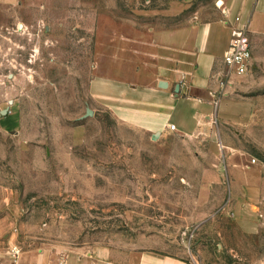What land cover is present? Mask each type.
<instances>
[{
    "label": "rangeland",
    "instance_id": "obj_1",
    "mask_svg": "<svg viewBox=\"0 0 264 264\" xmlns=\"http://www.w3.org/2000/svg\"><path fill=\"white\" fill-rule=\"evenodd\" d=\"M174 5L0 0V109L8 107L0 264H132L143 251L188 264H264V226L242 233L220 212L197 220L200 176L184 143L132 129L89 96L101 52L135 29L185 21L191 7ZM259 99L249 124L222 129L263 182L252 211L264 212V93Z\"/></svg>",
    "mask_w": 264,
    "mask_h": 264
},
{
    "label": "crops",
    "instance_id": "obj_2",
    "mask_svg": "<svg viewBox=\"0 0 264 264\" xmlns=\"http://www.w3.org/2000/svg\"><path fill=\"white\" fill-rule=\"evenodd\" d=\"M183 5L191 7L185 21L135 29L112 41L111 52H101L100 73L90 79L88 93L126 126L186 145L184 157L194 158L200 176L197 205L205 207L197 220L225 213L240 232L257 234L264 212L252 211V204L255 185L263 182L254 181L238 143L222 128L249 124L264 93V0H175L174 10ZM235 28L249 38V67L220 87L222 58ZM132 264L188 263L143 251Z\"/></svg>",
    "mask_w": 264,
    "mask_h": 264
},
{
    "label": "built area",
    "instance_id": "obj_3",
    "mask_svg": "<svg viewBox=\"0 0 264 264\" xmlns=\"http://www.w3.org/2000/svg\"><path fill=\"white\" fill-rule=\"evenodd\" d=\"M250 57V41L245 30L243 28L233 29L228 49L222 58L224 70L219 75L220 87L227 83L230 74H245L249 67ZM165 128L172 131L175 126L171 123H166ZM8 253L12 258H15L19 253V249L15 245H10Z\"/></svg>",
    "mask_w": 264,
    "mask_h": 264
},
{
    "label": "water",
    "instance_id": "obj_4",
    "mask_svg": "<svg viewBox=\"0 0 264 264\" xmlns=\"http://www.w3.org/2000/svg\"><path fill=\"white\" fill-rule=\"evenodd\" d=\"M8 103L10 104V103H12V101L9 100ZM7 112H8V107L0 109V117L5 116L7 114ZM91 115H92L91 110L90 109H86L83 117H89Z\"/></svg>",
    "mask_w": 264,
    "mask_h": 264
}]
</instances>
